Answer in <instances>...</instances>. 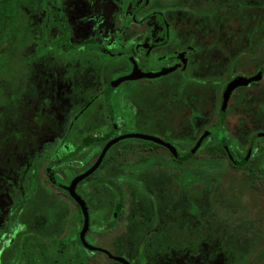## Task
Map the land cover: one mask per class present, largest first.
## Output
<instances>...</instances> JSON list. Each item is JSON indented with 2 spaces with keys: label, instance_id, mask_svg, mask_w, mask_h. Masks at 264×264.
Wrapping results in <instances>:
<instances>
[{
  "label": "rangeland",
  "instance_id": "rangeland-1",
  "mask_svg": "<svg viewBox=\"0 0 264 264\" xmlns=\"http://www.w3.org/2000/svg\"><path fill=\"white\" fill-rule=\"evenodd\" d=\"M86 1L78 0L77 8ZM75 2L66 1L63 10L69 14ZM123 3L122 10L107 3V10L99 16L108 48L113 46V36L124 30L131 46L141 50L153 39L147 36H156L162 29L157 15L152 14L161 11L173 32L169 52H188L181 72L163 79L153 90L143 87L133 96L143 119L153 126L144 130L169 136L176 143L193 144L206 128L216 124L224 84L233 77L247 79L264 67V0H159L147 6L146 0ZM146 12L151 14L141 22L132 21ZM89 27L79 25L69 40L61 42L78 47L90 38L84 33ZM59 28L53 30V41ZM56 46L58 50L61 47ZM33 51L31 46L21 54ZM94 62L87 57L19 65L14 80L22 82L18 85L23 87V97L0 104V264H9V252L25 232L47 240L63 237L79 225L74 204L49 185L43 172L53 150L74 146L83 133L102 129V94L109 77L120 69ZM8 84L2 83L4 97L10 92ZM231 93L223 126L232 148L245 147L250 135L264 128V113L258 112V105L264 102V82ZM212 137L220 138L214 130ZM151 155L158 160L133 176L123 171L122 164L144 161L147 156L106 168L123 188L124 210L113 230L89 233L102 252L86 264H120L107 255L126 264H264V255L255 262L264 249V183L254 184L245 171L233 169L214 139L193 156V163L174 170L163 164L168 158L164 153L153 151ZM200 160L209 161V165L200 166ZM85 163L80 160L78 166L65 169L71 174ZM184 170L201 174L188 188L179 183ZM28 193L17 228L9 227L13 208ZM96 221L93 219L92 225ZM10 230L14 234L8 238Z\"/></svg>",
  "mask_w": 264,
  "mask_h": 264
},
{
  "label": "flooded vegetation",
  "instance_id": "flooded-vegetation-1",
  "mask_svg": "<svg viewBox=\"0 0 264 264\" xmlns=\"http://www.w3.org/2000/svg\"><path fill=\"white\" fill-rule=\"evenodd\" d=\"M66 1L68 0H8L7 19H0V27L2 25V28L8 29L7 38L0 42V66L7 69V76L0 77V104L6 101H18L23 97V87L19 86L22 82L14 80L17 76V68L22 64L29 66L43 59H56L64 63L92 57L95 59V65L99 66L100 63L104 65V68L111 66L119 68L120 71L109 77L102 94L104 106L102 129L92 133H83L74 146L53 150L44 165V179L53 189L61 192L74 204L76 208L74 218L78 219V227H73L72 231L63 237H52L47 240L32 233H23L16 246L9 252L11 255L9 264H86L97 252H102L95 245L89 233H106L113 230L123 213L125 198L123 188L106 172L109 165L122 160L147 156L144 161L122 164L123 171L133 176L153 165L158 158L151 154L153 151H158L168 156L163 164L169 170H174L193 163V156L203 149L208 140L214 139L233 169L240 172L245 171L248 180L254 184L264 183V128L254 131L245 147L234 145L232 148L228 144L229 138L223 126L224 117L229 108L228 100L225 103L222 117L220 116L221 95L224 88L231 81L241 77H233L224 84L220 93L216 124L206 128L193 144L176 143L169 136L159 135L150 130L146 131L145 128L153 126L148 120L143 119L141 106L134 99L137 96L136 93L143 90V87L153 90V87L161 83L163 79L181 72L185 65L187 50L177 49L169 52L173 32L162 19L161 11H153L152 14L157 15L162 29L156 36H147L153 39L146 42L141 50L131 46L133 44L128 39L127 31L124 30L118 31L119 35L113 36V46L108 48L103 39L107 32L102 29L99 16L107 10L109 2L122 10L123 0L119 3L115 0H87L79 9L77 8L78 0H76L70 8V13L67 11L69 14L63 10ZM154 2H159V0H146L145 6ZM29 10L34 12L29 13L30 16H28ZM74 14L77 17H74ZM150 14L151 12H146L139 17L135 16L132 21L141 22ZM90 22L93 24L90 25ZM85 24L90 26L88 32L84 31L85 35L90 37L88 40L80 43L78 47L65 45V42L63 45L61 40H69L73 35V29ZM58 26L60 28L55 32L53 41L52 33ZM56 44L61 46L59 50ZM31 46L34 47L33 53L21 54ZM131 75L137 78L122 81L114 86L115 82ZM144 75L158 76L146 78ZM254 77H257V80L247 86L234 89L232 93L238 89L256 85L258 82H264V67L247 79ZM3 82L9 83L10 92L7 97L2 96ZM258 112L264 113V102L258 105ZM252 122L255 123L254 119ZM262 123L264 125V121ZM213 130L219 134V139L212 137ZM150 139H155L157 142ZM114 140L117 142L106 150L97 169L75 187V194L84 202L87 209L88 229L84 235V242L97 249L91 251L82 244L79 238L83 215L77 203L67 193L66 188L73 179L86 173L96 163L105 146ZM100 142L102 144L99 145ZM90 158L93 159L90 160ZM80 160L86 163L71 174L66 171L65 168L69 165L76 166ZM198 163L202 167L209 165L207 160H200ZM200 176L201 174L199 175L194 170H184L180 174L179 183L182 187L188 188L197 182ZM30 195L28 193L24 196L22 201L13 208L9 227L17 228L18 214L23 203L28 202ZM94 207L97 210H93ZM93 219L97 220V224L92 225ZM9 232L8 238L14 234L11 230ZM109 257L111 256L107 255L108 259Z\"/></svg>",
  "mask_w": 264,
  "mask_h": 264
},
{
  "label": "water",
  "instance_id": "water-1",
  "mask_svg": "<svg viewBox=\"0 0 264 264\" xmlns=\"http://www.w3.org/2000/svg\"><path fill=\"white\" fill-rule=\"evenodd\" d=\"M161 75V74H159ZM158 75H144V77L146 78H154V77H157ZM137 77L135 76H129L127 78H124V79H121L117 82L114 83V86L122 81H127V80H133V79H136ZM257 80V77H254V78H251V79H243V78H237L233 81H231L230 83H228L226 85V87L224 88L223 92H222V95H221V110H220V116L222 117V113H223V110H224V106H225V103L229 97V94L236 88H239V87H243V86H247L249 83L253 82ZM154 142H157V140L155 139H150ZM115 142H117V140H114L112 141L111 143L107 144L105 146V148L103 149L100 157L98 158V160L96 161V163L86 172L84 173L83 175H80L78 177H76L75 179L72 180V182L70 183L69 187L66 188V191L67 193L69 194V196L75 201V203H77V205L79 206L80 210H81V213L83 215V225H82V228H81V231L79 233V238L82 242V244L88 248L89 250L91 251H94L96 250L95 248H92L90 247L89 245H87L85 242H84V235L88 229V214H87V209L85 207V204L84 202L75 194V187L76 185L81 182L84 178H86L88 175H90L91 173H93L97 167L99 166L103 156H104V153L106 152V150L112 145L114 144ZM110 259H112L113 261H116V262H119L121 264H126L123 260L119 259V258H115V257H109Z\"/></svg>",
  "mask_w": 264,
  "mask_h": 264
},
{
  "label": "trees",
  "instance_id": "trees-1",
  "mask_svg": "<svg viewBox=\"0 0 264 264\" xmlns=\"http://www.w3.org/2000/svg\"><path fill=\"white\" fill-rule=\"evenodd\" d=\"M8 16V0H0V19L6 20ZM8 29L5 27L2 28V25L0 27V42H2L4 39L7 38L6 32ZM1 65V63H0ZM7 76V69L0 66V77ZM186 179H188V176H186ZM97 250V249H96ZM264 255V250L260 251L258 255L256 256L255 262L261 261Z\"/></svg>",
  "mask_w": 264,
  "mask_h": 264
}]
</instances>
